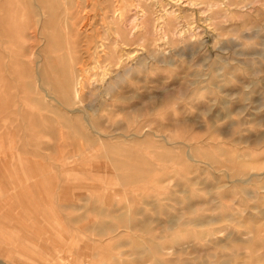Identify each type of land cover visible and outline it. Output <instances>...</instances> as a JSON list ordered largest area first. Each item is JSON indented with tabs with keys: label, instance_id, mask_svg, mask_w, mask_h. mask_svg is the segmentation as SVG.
I'll use <instances>...</instances> for the list:
<instances>
[{
	"label": "rangeland",
	"instance_id": "1",
	"mask_svg": "<svg viewBox=\"0 0 264 264\" xmlns=\"http://www.w3.org/2000/svg\"><path fill=\"white\" fill-rule=\"evenodd\" d=\"M233 2L241 4L233 5ZM139 5L151 10L163 7L169 14L178 11L177 14L192 23L182 22L191 35L187 32L180 39L172 34L175 40L169 38L160 43L166 50L164 60L169 62L171 58L172 67H154L149 60L147 67L135 68L143 51L132 46L127 52L134 48L136 53L128 58V65L135 71L125 78V83L116 80L119 70L115 68L105 83H101L98 78L105 67V55L109 54L108 49L105 51L108 38L111 45L121 35L124 38L127 34L131 39L138 33L134 22L139 18L138 22H142ZM105 34L108 37L104 39ZM251 34L258 37L247 40ZM118 47L121 57L125 47ZM169 51L182 52L183 57L172 54L169 57ZM204 60L210 68L197 65ZM212 66L225 71L221 70L218 77ZM64 68L71 75L82 71L77 74L84 78L88 72L93 75L96 72L91 81L95 87L89 82L85 86L89 90L83 91L86 105L65 103L63 97L73 87L68 88L62 82ZM206 74L208 78L202 79ZM99 82L106 88L113 86L116 91L108 97L103 113L94 111L97 97L90 94L91 88L100 87ZM182 90L184 97L180 94ZM126 91L147 93L156 97V101L159 97L160 106H154L155 111L145 115L146 119L134 114L128 118L119 109H129L135 103L139 105V101L110 100ZM164 96H169L168 100ZM98 101L105 100L99 97ZM226 104L228 109H224ZM225 110L237 114L215 121L214 126L210 118L218 114L225 116ZM261 119L264 120V0H0V261L4 264H172L173 261V264L215 261L264 264V121L260 125ZM234 121L238 122L237 126L229 129ZM66 125H72L69 127L72 130ZM139 125L144 126V132L132 135ZM116 127L128 130L114 131ZM52 129L55 136L50 132ZM94 129L101 136L95 135ZM147 131L156 133L148 137ZM258 139L262 140L256 143ZM186 154L193 160H188ZM238 157H241L239 161ZM155 201H159L161 212H151L152 208L146 204ZM182 214L184 217H180ZM210 217L216 221L210 226L192 224L196 218L203 221ZM167 218L178 221L172 232L164 225ZM145 221L152 222L148 226ZM143 224L151 228L143 231ZM137 225L141 227L136 228ZM206 232L213 234L198 237ZM177 250L185 251L176 255ZM186 259L191 261L186 263Z\"/></svg>",
	"mask_w": 264,
	"mask_h": 264
},
{
	"label": "bare ground",
	"instance_id": "2",
	"mask_svg": "<svg viewBox=\"0 0 264 264\" xmlns=\"http://www.w3.org/2000/svg\"><path fill=\"white\" fill-rule=\"evenodd\" d=\"M87 1V0H86ZM180 1V0H179ZM252 1H254V0H252ZM241 2H244V1H241ZM241 2H240V4H241ZM75 3V2H74ZM179 3V2H178ZM238 3V2H237ZM237 3H235V2H233V5H237ZM30 4V3H29ZM239 3H238V6L240 5ZM24 5V4H23ZM86 5V4H85ZM195 5V4H194ZM197 5V4H196ZM233 5H231L232 7H233ZM31 6V5H30ZM88 6V5H87ZM140 6V9H141V14H142V16H141V20H142V22H138V20L140 19H138V20H135V22H134V30H136L138 33L136 34V35H134L133 37H131V39H129V37L127 38L126 36H127V34L126 33H124V34H126V36L124 37V38H122V36L123 35H121V36H119V38L117 37L116 38V40H115V42L114 43H112L111 45H109V42L111 43V41H110V39L108 38V45H107V47H106V49H105V51L108 49V51H109V54H106L105 56V58H104V65H105V67H103V68H101V69H103L102 71H101V77H99L98 79H101V80H99V81H101V83H105V81L107 80V78L109 77V75H110V73L112 72H114V70L116 69V70H119L117 73H116V75H117V78H116V80H125V78L126 77H128L129 76V74H131V73H133V71H135L134 70V67L132 68V67H130L128 64V58H130V56H132V54H135L136 53V51H134L135 49L133 48V51L132 52H127V50L130 48V47H132V46H137L138 48H141L142 49V54H143V57L141 58V56H140V59H139V61H138V63L136 64V67L135 68H137V69H139V68H144V67H147V65H148V61L150 60L151 62H152V65L155 67V66H157V65H162V66H164V67H172L173 66V63L170 61L171 60V58H170V60H169V58H168V60H169V62H166V60H164L165 58H166V54H165V52H166V50H163L162 48H161V45H160V43L162 42V41H165V40H168L169 41V38H172L171 36H172V34H174V36H173V38H180V39H184L187 35V32H188V29L186 28V26L184 25V24H182V22H183V20H185V19H187V18H184V17H182L181 15H180V13H178L177 14V12L178 11H176V12H174L173 13V11H170V13L171 14H169L167 11L168 10H164L163 9V7H158L157 9H159V10H151V8H145L143 5H139ZM248 5H246L245 7H247ZM72 7H75V6H72ZM211 7V6H210ZM39 8V7H38ZM238 8V7H237ZM115 9V8H114ZM212 9L214 10V7L212 6ZM56 10V9H55ZM212 10V11H213ZM54 11V10H53ZM112 11H113V7H112ZM175 11V10H174ZM41 12V11H40ZM115 12V11H114ZM46 13V12H45ZM61 13V12H60ZM174 15H173V14ZM221 13V12H220ZM224 13V12H223ZM222 14V13H221ZM113 15H115V14H113ZM171 15H173L174 17V19L172 18V16ZM6 16H7V14H6ZM40 16V15H39ZM102 16V15H101ZM213 16H216L215 14H213ZM212 16V17H213ZM218 16H220V15H218ZM209 18V17H208ZM211 18V17H210ZM209 18V20H211ZM220 18V17H219ZM4 19V18H3ZM101 19V18H100ZM205 19H207V18H205ZM46 20V19H45ZM57 20V19H56ZM190 20V19H189ZM212 20H214L213 18H212ZM7 21V20H6ZM58 21V20H57ZM85 21V20H84ZM186 21V20H185ZM203 21H204V19H203ZM46 22H47V20H46ZM186 22H188V21H186ZM205 22V21H204ZM7 23V22H6ZM55 23H57V22H54V24ZM65 23H66V20H65ZM188 23H190V24H192L191 22H188ZM206 23V22H205ZM212 23H213V21H212ZM216 24V23H215ZM7 26L9 25L8 23L6 24ZM220 25V24H219ZM6 26V27H7ZM54 26V25H53ZM66 26V25H65ZM89 26H90V24H89ZM175 26V27H174ZM217 26H218V24H217ZM10 27V26H9ZM42 27V26H41ZM40 27V28H41ZM224 27V26H223ZM8 28V27H7ZM6 28V30H9V29H7ZM216 28V27H215ZM220 29H221V27H219ZM218 27H217V29H219ZM56 29V28H55ZM70 29H72V28H70ZM219 29V30H220ZM2 30V29H1ZM222 30H224L223 28H222ZM55 31V30H54ZM67 31V30H66ZM41 32V31H40ZM4 33V32H3ZM106 33V32H105ZM133 33V32H132ZM189 33V32H188ZM104 34V33H103ZM190 35H191V30H190V33H189ZM255 34V33H254ZM254 34H251V35H249L248 37H247V40L248 39H256L258 36H256V35H254ZM11 35V34H10ZM37 35H38V33H37ZM36 35V37L38 38V36ZM105 35H107V34H105ZM6 36V35H5ZM102 37V36H101ZM104 37V36H103ZM106 37H108V35L107 36H105L104 37V39L106 38ZM40 39L42 38V37H39ZM172 38V39H173ZM189 38V37H188ZM13 39V38H12ZM101 39V38H100ZM246 39V38H245ZM173 40H175V39H173ZM173 40H172V42H173ZM187 40V39H186ZM45 41V40H44ZM64 41V40H63ZM67 41V40H66ZM95 41H96V39H95ZM183 41V40H182ZM106 42V41H105ZM113 42V41H112ZM186 41L184 40V43H185ZM69 44V43H68ZM172 44V43H171ZM180 44V43H179ZM45 45V44H44ZM53 45V44H52ZM104 46H106V45H104ZM103 46V47H104ZM118 46H120V47H125V48H121L122 50V52L124 53L123 54V56H121V57H119L118 56V51H117V47ZM69 47V46H68ZM101 47V46H100ZM103 47H101L102 49H103ZM136 47V48H137ZM174 47H175V45H174ZM137 48V49H138ZM64 49V48H63ZM118 49H119V47H118ZM131 49V48H130ZM173 50L175 49V48H172ZM38 51V50H37ZM53 51V50H52ZM90 51H92V50H90ZM131 51V50H130ZM139 51V50H138ZM141 51V50H140ZM188 51L189 52H191L189 49H188ZM76 52V51H75ZM89 52V51H88ZM103 52V51H102ZM122 52L120 53V54H122ZM194 52V51H193ZM223 52V51H222ZM224 52H225V50H224ZM100 53V52H99ZM71 54V53H70ZM104 54V53H103ZM119 54V55H120ZM145 54V55H144ZM175 55V56H178V57H183L181 54H182V52H181V54H178L177 52H173V51H169V57L170 56H172V55ZM39 55V54H38ZM41 55V54H40ZM236 55V54H235ZM241 55V54H240ZM89 56V55H88ZM135 56V55H134ZM262 56V55H261ZM41 57V59H42V56H40ZM70 57H71V55H70ZM84 57V59H85V56H83ZM82 57V58H83ZM160 57H163V59L161 60L160 59ZM43 58H44V56H43ZM79 58V57H78ZM81 58V57H80ZM81 58V59H82ZM71 59V58H70ZM75 59V58H74ZM100 59V58H99ZM191 59H192V57L191 58H189V61H190V63L192 62L191 61ZM206 59V58H205ZM207 59H209V58H207ZM83 60V59H82ZM88 60V59H87ZM94 60V59H93ZM167 60V61H168ZM57 61V60H56ZM69 61V60H68ZM86 60H84V62H85ZM100 61V60H99ZM38 62V61H37ZM41 62V61H40ZM80 62V61H79ZM83 62V61H82ZM103 62V61H102ZM206 61L204 60L203 61V63L201 62V63H199V64H197L198 66L200 65V66H202L203 65V67H205V68H210V67H207L206 66V63H205ZM39 63V62H38ZM38 63H36V64H38ZM42 63V62H41ZM71 63H72V60H71ZM77 63V62H76ZM86 63V62H85ZM91 63V62H90ZM205 63V64H204ZM225 63V61H223V64ZM35 64V65H36ZM60 64V63H59ZM87 64V63H86ZM61 65V64H60ZM68 65V64H67ZM73 65V64H72ZM76 65V64H75ZM81 65H83L82 63H81ZM80 64L78 65V66H81ZM196 65V66H197ZM216 65H218V64H216ZM225 65V64H224ZM230 65V64H229ZM26 66V65H25ZM28 66H30L29 64H28ZM103 66V65H102ZM153 66H152V69H153ZM73 67V66H72ZM92 67V66H91ZM94 67V66H93ZM221 67V66H220ZM227 67V66H226ZM31 68V67H30ZM74 68V67H73ZM86 68V67H85ZM115 68V69H114ZM204 68V69H205ZM214 68H217V67H215V66H212V69H214ZM218 68H219V66H218ZM228 68V67H227ZM231 68V67H230ZM27 69V68H26ZM25 69V70H26ZM32 69V68H31ZM30 69V70H31ZM35 69H37V68H35ZM75 69H77V66H76V68ZM114 69V70H113ZM148 69V68H147ZM211 69V70H212ZM222 69H225V68H220V69H217V70H215V71H217L218 73H217V76L219 77V72H221V70ZM29 70V71H30ZM43 70V69H42ZM68 69L67 68H64V69H62L61 70V77H62V82H63V84L64 85H66V87H68V88H70L71 86L73 87L72 88V90L71 91H68L67 93H66V96L65 97H63L64 98V101H65V103H67V105H69V104H71V103H73L74 105L75 104H77V105H83V102H84V105H86L87 104V101L85 100H83V96H85L86 94H84L83 93V91L85 90V88H87V87H85L86 86V84H89V82L90 83H92L91 81H92V77H94L95 76V74H96V72H94V75L93 74H91L90 72H88L87 73V71L85 72V73H87V77H81V75H79V74H77V73H79L78 72V70H77V73H75V71L73 70V72L75 73V74H73V75H71V74H69L68 73V71H67ZM231 70H233V69H231ZM231 70H230V73H231ZM32 71V70H31ZM41 71V70H40ZM69 71H70V69H69ZM89 71V70H88ZM92 72H93V70H91ZM96 71H98V70H96ZM214 71V72H215ZM222 71H225V70H222ZM35 72V71H34ZM82 72V71H81ZM80 72V73H81ZM116 72V71H115ZM258 72V71H257ZM260 72V71H259ZM32 74V72H28V74ZM90 73V74H89ZM135 73V72H134ZM136 73H138V72H136ZM197 73V72H196ZM216 73V72H215ZM233 73V72H232ZM38 74V73H37ZM36 74V75H37ZM89 74V75H88ZM98 74V73H97ZM198 74V73H197ZM201 74V73H200ZM205 73H203V75H204ZM256 74V73H255ZM259 73H257V75H258ZM83 75V74H82ZM85 75V74H84ZM113 75V74H112ZM196 75V74H195ZM209 75V74H208ZM231 75V74H230ZM254 75V74H253ZM27 77H28V75H26ZM86 76V75H85ZM111 76V75H110ZM131 76V75H130ZM134 76V75H133ZM221 76V75H220ZM226 76H228V75H226ZM196 77H198V75L196 76ZM196 77H193V78H196ZM223 77V76H222ZM28 78H30V77H28ZM202 79H206V78H208V76H207V74H206V76L205 77H201ZM98 79H97V81H98ZM114 79L115 78H113L112 80L114 81ZM128 79H131V78H128ZM198 79H200V78H198ZM204 79V80H205ZM221 79V78H220ZM110 80H111V78H110ZM111 80V81H112ZM196 81V80H195ZM96 82V81H95ZM117 82V81H116ZM198 82H199V80H198ZM28 83H30V82H28ZM37 83V82H36ZM119 83V82H118ZM122 83V82H121ZM121 83H119V84H121ZM124 83H125V81H124ZM204 83V82H203ZM24 84V83H23ZM94 83H92L91 85H93ZM97 84H98V82H97ZM96 84V85H97ZM99 84H100V82H99ZM114 84V83H113ZM196 84H197V82H196ZM199 84V83H198ZM253 84H255L254 82H253ZM20 85V84H19ZM30 85V84H29ZM32 85H33V83H32ZM116 85H118V84H116ZM187 85H189V84H187ZM193 85H195V82H194V84L193 83H190V86H193ZM203 85V84H202ZM34 86V85H33ZM33 86H29V87H33ZM90 86V85H89ZM101 86H103L102 84H100V87L98 88L97 87V89L95 88V89H92L91 88V91H90V94H92V96L94 95V96H96L95 98V100H96V103L98 104L96 107L94 106V104H92V106L93 107H95L94 108V111L96 112V113H100V112H105V107H107V105H106V101H109V96H110V94H111V92H114V94H116V91H114L113 90V86H109L108 88H106L105 86H103V87H101ZM107 86V85H106ZM120 86V85H119ZM184 87H185V85H183ZM189 86V87H190ZM35 87V86H34ZM91 87V86H90ZM93 87H95L94 85H93ZM188 87V86H187ZM218 86H216V87H214V88H217ZM38 88V87H37ZM34 89V88H33ZM35 89H36V87H35ZM34 89V91L35 92H37V89L35 90ZM41 89V88H40ZM117 89H118V86H117ZM192 89V88H191ZM217 89H219V88H217ZM22 90V89H21ZM87 90H89V89H87ZM87 90H85V91H87ZM165 90V89H164ZM222 90V89H221ZM45 91V93H46V90H44ZM84 91V92H85ZM223 91V90H222ZM222 91H220V92H222ZM41 92V91H40ZM143 92H146V91H143ZM26 93V92H25ZM44 93V92H43ZM42 93V94H43ZM87 93V92H86ZM165 93H167V92H165ZM224 93V92H223ZM20 94V93H19ZM36 94V93H35ZM89 94V93H88ZM147 94V93H146ZM146 94H143V93H140V95H138V94H136V93H132V91L131 92H123V93H121V94H117L116 96H113V98H111L110 100L111 101H119V102H122V103H132V101H135V100H137V101H139L138 102V104L139 105H137L136 103V105L134 104V105H132L129 109L127 108H125L124 110L123 109H119V111L120 112H122V113H126V117H128V118H131V117H129L131 114H134V115H137V116H139V118H141V117H144L145 115H148L149 113H151L152 111H155L154 110V106H156L157 108H158V105L160 106V103H157L158 102V98H157V101H156V97H150L149 95H146ZM180 94L184 97V94H185V92H184V94H183V90L182 91H180ZM22 95V94H21ZM46 95V94H45ZM169 95V94H168ZM180 95V96H181ZM41 96V95H40ZM92 96H90L89 95V97H92ZM93 96V97H94ZM149 96V97H148ZM167 96V95H166ZM166 96H164V97H166ZM187 96V95H186ZM49 97V96H48ZM92 97V100L94 99ZM99 97H101L102 99H103V101L104 102H100V101H98V99H99ZM112 97V96H111ZM163 97V96H162ZM227 97V96H226ZM229 97H231L230 96V94H229ZM88 98V97H87ZM86 98V99H87ZM167 99L166 100H168V98H169V96L168 97H166ZM171 98V97H170ZM182 98V97H181ZM188 98V97H187ZM161 99H165V98H161ZM184 99V98H183ZM186 99V98H185ZM28 100V99H27ZM36 100H38V99H36ZM43 100V99H42ZM49 100V99H48ZM54 100V99H53ZM87 100H90V99H87ZM91 100V101H92ZM95 100H93V101H95ZM166 100H165V102H166ZM55 101V100H54ZM91 101H90V103H91ZM227 101V100H226ZM31 102H34L33 100L31 101ZM86 102V103H85ZM164 102V103H165ZM230 102V101H229ZM50 103V102H49ZM48 103V106H50V105H52V104H49ZM93 103V102H92ZM95 103V102H94ZM110 103H112V102H110ZM168 103V102H167ZM228 103V102H227ZM40 104V103H39ZM88 104H89V102H88ZM162 104V103H161ZM96 105V104H95ZM112 104H110V106H111ZM165 105H166V103H165ZM223 105H224V103H223ZM42 106V105H41ZM47 106V105H46ZM45 106V107H46ZM226 106H228L227 104L225 105V108L224 109H228V107H226ZM85 107H88V105L87 106H85ZM89 107H91V104H90V106ZM44 108V107H43ZM115 108V107H114ZM157 108H155V109H157ZM50 109V108H49ZM53 109V108H52ZM51 109V110H52ZM55 109L56 110H58L57 112L59 113V115H61V117H63V115H62V113L60 114V110L58 109V108H56L55 107ZM65 109V108H64ZM86 109V108H85ZM92 109V108H91ZM91 109H87L88 110V112L91 110ZM103 109H104V111H103ZM108 109V108H107ZM131 109V110H130ZM43 110V109H42ZM54 110V109H53ZM56 110L55 111H53L54 113L56 112ZM81 110V109H80ZM79 110V111H80ZM100 110V111H99ZM210 110V109H209ZM67 111V110H66ZM91 111H93V109L91 110ZM91 111L89 112V113H91ZM107 111V110H106ZM109 111V110H108ZM118 111V112H119ZM226 111V110H225ZM229 111H230V109H229ZM229 111H226L227 112V114L225 115V116H223V114L222 115H220V114H218V115H216V116H212V118H210V122H212V124L215 126L216 125V123H215V121H221L222 119H225L226 117H230V118H232L231 116L232 115H234V113H236V112H232V110H231V112H229ZM52 112V111H51ZM57 112H56V114H57ZM95 112H94V114H95ZM110 112V111H109ZM115 112V111H114ZM113 112V113H114ZM206 112V111H205ZM239 112V111H238ZM64 113V112H63ZM73 113V112H72ZM83 113V112H82ZM88 113V116L90 115ZM112 113V114H113ZM154 114H155V112H153ZM29 114V113H28ZM67 114V113H66ZM92 114V113H91ZM93 114V115H94ZM237 114V113H236ZM235 114V115H236ZM68 115V114H67ZM76 115V114H75ZM101 115V114H100ZM100 115H98V116H100ZM111 115V113L109 114V116ZM239 115V114H238ZM149 116V115H148ZM23 117V116H22ZM97 117V116H96ZM64 118V117H63ZM69 118H70V116H69ZM75 118V117H74ZM138 118V119H139ZM145 118V117H144ZM48 119V118H47ZM65 119V118H64ZM67 119V118H66ZM72 119V118H71ZM70 119V120H71ZM135 119V118H134ZM146 119V118H145ZM29 120V119H28ZM34 120V119H33ZM37 120V119H36ZM68 120V119H67ZM84 120V119H83ZM82 120V121H83ZM85 120H87V119H85ZM133 120V119H132ZM262 120L263 119H261V122H260V125L262 124ZM30 121V120H29ZM49 121V120H48ZM51 121V120H50ZM90 121V120H89ZM259 121V120H258ZM257 121V122H258ZM264 121V120H263ZM41 122V121H40ZM72 122V121H71ZM85 122H87V121H85ZM235 123H236V121H234ZM49 123V122H48ZM66 123H70V122H66ZM215 123V124H214ZM231 123V122H230ZM235 123L234 124H231L230 125V127H229V129H231L232 128V130H233V128H234V126L236 127L237 126V124H238V122L236 123V125H235ZM54 124V123H53ZM72 124V123H71ZM187 124V123H186ZM258 124H259V122H258ZM39 126V128L41 129V124H38ZM51 125V127H52V124H50ZM91 126H92V124H90ZM143 125V124H142ZM142 125H139L135 130H133L134 132L132 133V135H140L141 133H143L144 132V126H142ZM179 125H180V123H179ZM184 123H182V126L181 127H184ZM229 125V124H228ZM55 126V125H54ZM67 126L68 125H66V128H67ZM101 126V125H100ZM124 125H122V127H123ZM169 126V125H168ZM69 127H72V125H69L68 126V128ZM118 127H119V125H118ZM122 127H119V128H122ZM126 127V126H125ZM133 127V126H132ZM131 127V128H132ZM213 127V126H212ZM239 127V126H238ZM101 128H103V127H101ZM146 128V127H145ZM178 128H180V126L178 127ZM214 128V127H213ZM51 129V128H50ZM70 129L72 130V128H69V131H70ZM107 129H109V127H107ZM111 129V128H110ZM113 129V128H112ZM111 129V130H112ZM184 129V128H183ZM226 129V128H225ZM241 129V128H240ZM76 130H79V129H76ZM81 130V129H80ZM89 130V129H88ZM104 130V129H103ZM114 131H116L117 130V127H116V129H113ZM128 129H126V128H123V129H118L117 131H121V132H124V131H127ZM41 131V130H40ZM43 131V130H42ZM87 131V130H86ZM230 130H228V132H229ZM50 132H52L53 133V129L50 131ZM50 132H49V134H50ZM75 132H78V131H75ZM80 132V134H81V131H79ZM79 132H78V134H79ZM88 132H90V131H88ZM92 132V131H91ZM148 133H146V135L148 136V137H151V136H154L155 135V133L156 132H153V131H147ZM220 132V131H219ZM235 132V131H234ZM55 133V132H54ZM53 133V134H54ZM94 133H95V135L97 134V135H100L101 136V134H100V131L99 130H97V129H94ZM93 133V134H94ZM108 132H106V134H107ZM112 133H113V131H112ZM221 133V132H220ZM231 132H229L228 134H230ZM237 133H239V132H237ZM53 134H50V135H53ZM56 134V133H55ZM55 134H54V136H55ZM87 134V133H86ZM91 134V133H90ZM120 134V133H119ZM84 135V134H83ZM92 135V134H91ZM95 135H94V137H95ZM110 135V134H109ZM123 135V134H122ZM121 135V136H122ZM128 135V134H127ZM222 135H224L223 134V131H222ZM232 134H230V136H231ZM237 135V134H236ZM82 136V135H81ZM85 136V135H84ZM83 137V136H82ZM102 137H104V136H102ZM109 137V136H108ZM130 137V136H129ZM132 137H134V136H132ZM262 137V136H261ZM86 138H87V136H86ZM89 138H92L93 139V136L91 137H89ZM125 138V137H124ZM95 139V138H94ZM97 139V138H96ZM99 139H101V138H99ZM104 139V138H103ZM88 140H91V139H88ZM127 140V139H126ZM262 139H258V141H256V143H259V141H261ZM85 141V140H84ZM92 141V140H91ZM95 141V140H94ZM97 141V140H96ZM101 141V140H100ZM128 141V140H127ZM85 142H87V141H85ZM93 144H95L94 142H92ZM91 144V143H90ZM89 144V145H90ZM263 144V143H262ZM88 145V144H87ZM95 145H97V142H96V144ZM174 145H175V143H174ZM183 145V144H182ZM94 145H92V147H93ZM98 146V145H97ZM167 146V145H166ZM170 146V145H169ZM168 146V147H169ZM171 146H173V145H171ZM186 146V145H185ZM184 146V147H185ZM189 146V145H188ZM94 148H95V146H94ZM97 148V147H96ZM172 148V147H171ZM153 149V148H152ZM183 149V148H182ZM89 150V149H88ZM116 150V149H115ZM113 151V150H112ZM188 151V150H187ZM128 152V151H127ZM191 152V151H190ZM185 153H187V152H185ZM118 155V154H117ZM187 156H186V158L188 159V160H193V159H191V157H190V155L189 154H186ZM195 155V154H194ZM231 155V154H230ZM239 156V155H238ZM241 156V155H240ZM166 159H170L169 157H165ZM182 158V157H181ZM229 158V157H228ZM239 158H241V157H238V158H236V160H238L239 161ZM165 159V160H166ZM230 159V158H229ZM244 158H242V160H243ZM231 160V159H230ZM245 160V159H244ZM234 161V160H233ZM238 161H236V162H238ZM180 162V161H179ZM187 162V161H186ZM197 162V161H196ZM194 163V162H193ZM197 163H199V162H197ZM152 164V163H151ZM215 164V163H214ZM126 165H128L127 163H126ZM153 165V164H152ZM157 166V165H156ZM224 166V165H223ZM155 167V166H154ZM227 167V166H226ZM159 168V167H158ZM224 168H225V166H224ZM156 169V168H155ZM232 170V169H231ZM235 170V169H234ZM220 171V170H219ZM177 173V172H176ZM243 175V174H242ZM244 176H246V175H244ZM181 178V177H180ZM230 178V177H229ZM243 178V177H242ZM173 179V178H172ZM175 180V179H174ZM168 181V180H167ZM135 182V181H134ZM179 182V181H178ZM239 182V181H238ZM237 182V183H238ZM241 182V181H240ZM244 182V181H243ZM242 182V183H243ZM246 182V181H245ZM136 183V182H135ZM248 183V182H247ZM232 185H233V182H232ZM182 190V189H181ZM144 192V191H143ZM160 193H162V192H160ZM182 193H183V191H182ZM260 193V192H259ZM184 194H185V192H184ZM187 194H188V192H187ZM247 194H248V192H247ZM246 194V195H247ZM250 194V193H249ZM258 194V193H257ZM142 195V194H141ZM173 196V195H172ZM248 196V195H247ZM139 197V196H138ZM137 197V198H138ZM140 197H142V196H140ZM249 197H250V195H249ZM144 199V198H143ZM154 199V198H153ZM186 199V198H185ZM189 199V198H188ZM214 199V198H213ZM187 200V199H186ZM216 200V199H215ZM152 201V200H151ZM172 202V201H171ZM141 203V202H140ZM147 204V206L149 207V208H152V211L151 212H153L154 211V213H158V212H161L162 211V209L160 208V204H159V201H155V202H153V203H151V202H149V203H146ZM177 204H178V202H177ZM180 204V203H179ZM181 205V204H180ZM190 206V205H189ZM196 206V205H195ZM191 207H193V205H191ZM102 208V207H101ZM194 209H195V207H193ZM193 208H192V211H193ZM202 208V207H201ZM104 210V209H103ZM164 210V209H163ZM190 210V207H189V209H188V211ZM19 212V211H18ZM116 213L117 212H119V211H115ZM130 212H131V210H130ZM133 212H134V210H133ZM150 212V213H151ZM164 212H166L165 210H164ZM189 213V212H188ZM193 213L194 214H196L194 211H193ZM16 214H18V213H16ZM163 214V213H162ZM113 215H114V213H113ZM120 215V214H119ZM122 215V214H121ZM125 215V214H124ZM128 215H129V213H128ZM140 215V214H139ZM156 215V214H155ZM166 215H168V214H166ZM191 215V214H190ZM193 215V214H192ZM145 216V215H144ZM150 216V215H149ZM178 216V215H177ZM176 216V217H177ZM230 216H232V215H230ZM168 217H169V215H168ZM171 217V216H170ZM175 217V218H176ZM179 217V216H178ZM180 217H184L183 216V214H182V216H180ZM188 217H189V215H188ZM197 217V216H196ZM229 217V216H228ZM173 219V218H171V219H168V221L167 222H165V224L164 225H166L167 227H168V230H173V227L175 226H177L176 224H177V218L176 219ZM225 218V217H224ZM234 218V217H233ZM121 219V218H120ZM198 219V220H197ZM200 219L201 218H196L194 221H196L195 223H192L193 225L194 224H196V226H210V225H212L213 223H215L216 221L215 220H212L211 219V217H210V219L208 218V219H205V220H203V221H200ZM214 219V218H213ZM227 219V218H226ZM230 219V218H229ZM24 220H26V217L24 218ZM146 220H148V219H146ZM150 220H152L151 218H150ZM179 220V219H178ZM182 220V219H181ZM185 220H188V219H185ZM217 220H218V218H217ZM223 220V219H222ZM228 220V219H227ZM112 221H114V220H112ZM154 221H156V220H154ZM160 221V220H159ZM159 221H157V222H159ZM180 221V220H179ZM225 221V220H224ZM26 222V221H25ZM117 222V221H116ZM150 222H152V221H150ZM150 222H149V224H150ZM162 222V221H161ZM27 223V222H26ZM120 223V222H119ZM141 223V222H140ZM139 223V225H141ZM145 223H147V221H145ZM154 223H156V222H154ZM180 223V222H179ZM185 223V222H184ZM188 222H186V224H187ZM190 223V222H189ZM230 223H232V222H230ZM36 224V223H35ZM148 224V223H147ZM147 224H143L142 225V230L144 231L145 229H150L151 228V226L149 227V228H147L148 226H149V224H148V226H147ZM157 224H159V223H157ZM180 224H182V223H180ZM38 225V224H37ZM139 225H137V227L136 228H140L141 226H139ZM161 225V224H160ZM159 225V226H160ZM193 225H191V226H193ZM134 226V225H133ZM130 227V226H129ZM162 227H163V225H162ZM175 227H174V229H175ZM166 228V227H165ZM226 229V228H225ZM132 230L134 231L135 229L134 228H132ZM162 230V229H161ZM172 230H171V232H172ZM215 230V229H214ZM13 231V230H12ZM94 231V230H93ZM102 231V230H101ZM124 231V230H123ZM131 231V230H130ZM138 231V230H137ZM165 230H163V232H164ZM140 232V231H139ZM147 232V231H146ZM152 232V231H151ZM245 232V231H244ZM118 233V232H117ZM143 233V232H142ZM149 233H150V231H149ZM184 233V232H183ZM190 233V232H189ZM212 234L213 233H209V232H206V233H201V234H199V238H202L203 236L205 237H208V236H212ZM168 235V234H167ZM232 235H233V233H232ZM248 235H250V234H248ZM113 236H115V235H113ZM235 236V235H234ZM112 237V236H111ZM161 237V236H160ZM159 238V237H158ZM213 238H215L214 236H213ZM229 238H230V235H229ZM163 239V238H162ZM235 239H237V238H235ZM240 239V238H239ZM75 240V239H74ZM205 240H207V239H205ZM204 240V241H205ZM227 240V239H226ZM233 241H234V239H232ZM231 240V241H232ZM99 241V240H98ZM249 241H250V239H249ZM86 243V242H85ZM157 243V242H156ZM194 243V242H193ZM193 243H191V245L193 244ZM206 243V242H205ZM217 243V242H216ZM221 243V242H220ZM224 243V242H223ZM226 243V242H225ZM227 243H228V241H227ZM227 243H226V246H227ZM17 244H19V243H17ZM212 244V243H211ZM219 244V243H218ZM73 245V244H72ZM190 245V246H191ZM217 245V244H216ZM223 245V244H222ZM143 246V245H142ZM187 246V245H186ZM218 246V245H217ZM260 246V245H259ZM1 248H2V246H0ZM16 247H17V245H16ZM158 247V246H157ZM189 247V246H188ZM224 247V246H223ZM256 247V246H255ZM182 248H185V247H182ZM193 248V247H192ZM222 248V247H221ZM220 248V249H221ZM18 249V248H17ZM140 249V248H139ZM178 249V248H177ZM249 249V248H248ZM19 250V249H18ZM120 250V249H119ZM175 250V249H174ZM185 250H186V248H185ZM185 250H177L176 251V255L178 254V255H181L180 253H183ZM196 250V252L198 251L197 249H195ZM209 250H211V249H209ZM216 250V249H215ZM21 251V250H20ZM171 251H173V250H171ZM192 251H194V249H192ZM236 251V250H235ZM235 251L233 252V253H235ZM23 252V251H22ZM25 252V251H24ZM165 252V251H164ZM169 252V251H168ZM168 252H167V255H168ZM211 252V251H210ZM192 253V252H191ZM200 253H201V251H200ZM204 253V252H203ZM207 253V252H206ZM206 253H205V255H206ZM121 254V253H120ZM140 254V253H139ZM166 254V253H165ZM165 254H163V255H165ZM198 254H199V252H198ZM149 255V254H148ZM171 255V254H170ZM169 255V256H170ZM209 255V254H208ZM242 255H243V253H242ZM117 256V255H116ZM162 256V255H161ZM230 257V256H229ZM110 258H112V257H110ZM146 258V257H145ZM181 258H183V257H181ZM180 258V259H181ZM203 258V257H202ZM224 258H226L225 256H224ZM261 258V257H260ZM116 259V258H115ZM177 259V258H176ZM206 259V258H205ZM215 259V258H214ZM242 259V258H241ZM263 259V258H262ZM113 260V259H112ZM235 260V259H234ZM244 260V259H243ZM173 261V260H172ZM178 261V260H177ZM186 261V263H187V261H191V260H185ZM232 261V260H231ZM260 261V260H259ZM99 262V261H98ZM170 262V261H169ZM174 262V261H173ZM173 262H172V264H173ZM193 262V261H192ZM245 262H247V260L245 261ZM104 263V262H103ZM107 263V262H106ZM224 263V262H223ZM0 264H4V262H1L0 261ZM105 264V263H104ZM176 264H178L177 262H176ZM184 264V263H183ZM201 264V263H200ZM202 264H218L217 263V261H215V263H209V262H207V263H202ZM224 264H228V262L226 263H224Z\"/></svg>",
	"mask_w": 264,
	"mask_h": 264
}]
</instances>
